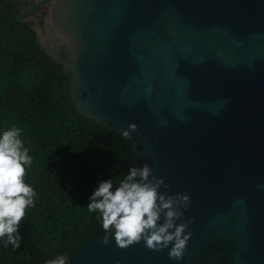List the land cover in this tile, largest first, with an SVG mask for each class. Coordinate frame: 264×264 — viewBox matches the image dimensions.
<instances>
[{
    "label": "water",
    "instance_id": "95a60500",
    "mask_svg": "<svg viewBox=\"0 0 264 264\" xmlns=\"http://www.w3.org/2000/svg\"><path fill=\"white\" fill-rule=\"evenodd\" d=\"M44 9L35 43L76 109L136 124L129 158L189 195L196 221L182 260L97 228L68 264H264V0H33L0 32Z\"/></svg>",
    "mask_w": 264,
    "mask_h": 264
},
{
    "label": "trees",
    "instance_id": "16d2710c",
    "mask_svg": "<svg viewBox=\"0 0 264 264\" xmlns=\"http://www.w3.org/2000/svg\"><path fill=\"white\" fill-rule=\"evenodd\" d=\"M32 2L0 0V27ZM47 13L0 32V133L22 129L33 158L25 181L36 192L19 228L21 246L14 251L0 243V264H46L57 255L69 260L103 230L97 213L87 210L98 184L112 180L116 187L137 166L129 158L133 140L84 117L71 101L68 74L36 46L33 27L43 26Z\"/></svg>",
    "mask_w": 264,
    "mask_h": 264
},
{
    "label": "clouds",
    "instance_id": "9594fccd",
    "mask_svg": "<svg viewBox=\"0 0 264 264\" xmlns=\"http://www.w3.org/2000/svg\"><path fill=\"white\" fill-rule=\"evenodd\" d=\"M138 131L130 124L123 132ZM33 164L29 149L24 146L22 129L11 126L0 133V243L20 248L19 234L25 210L34 207L36 192L25 181L26 168ZM171 185L158 178L147 163L129 168L127 175L114 187L112 180L102 181L90 197L89 213H97L104 233L109 234L118 249L127 250L141 241L148 251L165 249L169 259L182 260L193 233L189 225L196 221L184 220V213L192 201L189 195L171 194ZM161 189H164L161 192ZM109 243L108 236L102 241ZM46 264H68V257L57 255Z\"/></svg>",
    "mask_w": 264,
    "mask_h": 264
}]
</instances>
